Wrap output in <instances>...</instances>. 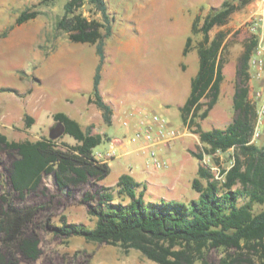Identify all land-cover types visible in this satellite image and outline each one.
<instances>
[{
	"label": "trees",
	"instance_id": "16d2710c",
	"mask_svg": "<svg viewBox=\"0 0 264 264\" xmlns=\"http://www.w3.org/2000/svg\"><path fill=\"white\" fill-rule=\"evenodd\" d=\"M244 2L225 0L193 22L192 34H202L197 44L199 70L192 79L185 104L180 107L183 124L199 136L202 144V152L191 154L201 162L204 155L234 149L231 166L220 169L217 175L200 163L192 181L199 197L188 204L176 200L146 201V187L138 191L140 183L124 173L115 187L98 185L95 191L82 192L81 200L87 204L88 214L96 219L93 227L68 222L61 216L58 224L48 221L45 228L64 238L78 236L87 242L119 246L124 253L137 250L157 264H196L199 260L202 264H264V145L249 143L258 113L249 99L248 66L257 41L248 44L240 57L233 120L223 129L203 130L200 124L219 101L225 78L226 33L219 31L211 38L210 32L224 26ZM90 3L101 13L102 20L88 19L77 12L83 0H66L56 30L66 32L72 42L96 46L100 62L89 102L102 111L103 121L110 125L113 111L101 96L99 85L105 42L112 35L113 26L105 0ZM38 15L39 11L31 8L21 11L15 24L0 33V39L15 25ZM192 41L190 36L184 54L191 49ZM53 119L63 124L64 134L76 140L74 145H59L48 137L15 141L0 133V152L13 156L6 178L8 190L0 196V264L33 262L40 257L38 217L43 208L23 201L27 193L40 190L45 175H52L58 188L72 196L86 184L104 180L111 172L110 165L94 155V148L104 137L95 134L92 125L83 129L62 112L55 113ZM30 120L27 115L28 126ZM255 206L263 208L256 210ZM211 249L223 251L216 263H209L205 256Z\"/></svg>",
	"mask_w": 264,
	"mask_h": 264
},
{
	"label": "rangeland",
	"instance_id": "374dc122",
	"mask_svg": "<svg viewBox=\"0 0 264 264\" xmlns=\"http://www.w3.org/2000/svg\"><path fill=\"white\" fill-rule=\"evenodd\" d=\"M147 1L105 0L113 29L125 31L123 39L125 37L129 39L130 34H132L129 17L133 12V7ZM242 1L244 0H235L237 4ZM65 2L66 0H20L11 9L6 8L4 11L3 7H0L2 12L0 33L11 26L10 21L14 22L16 15L21 10L35 9L39 11L40 15L38 19L34 20L35 22H31L34 24L28 25L22 32L18 33L29 35L30 39L16 44L14 48L0 55V133L7 135L10 140L28 139L36 141L43 137L50 138L51 129L57 125L51 115L55 112L65 113L72 119L81 122L77 113L78 111L85 112L87 100L93 95L94 76L100 59L94 44L72 42L66 32L56 30L57 21L64 13ZM263 9L264 0H245L244 5L230 16L224 26L214 27L210 32L211 38L219 31L226 33V45L223 51L226 82L219 101L209 116L200 122L203 130L223 129L236 114L233 107V96L238 83L237 68L247 45L252 41H258L257 37L259 36L251 29V25L262 17ZM77 12L82 13L88 19L102 20L101 13L90 3V0H83V5ZM164 30H159L161 35L156 41L149 37V31L139 34L146 38L145 43L140 46L141 54L142 49H146V52L154 55L157 66H162L167 70V74L172 75L173 72L179 71L180 57L174 54L177 48L175 37L171 36V44L163 42L165 39V35H162ZM36 34L38 38L44 35L47 41L44 43L36 41L34 38ZM192 37V47H197L198 42L202 39V34L197 33ZM116 45L118 46V44ZM169 48L172 51L171 55L168 54ZM114 51L111 47L106 50L107 60L105 63L103 62L101 76L106 72L111 75L110 72H113L114 66L118 64L116 73L121 80V89H131L133 87V73L142 69L141 56L137 55V51L131 54L123 51L117 56ZM55 52L57 54L53 59L51 54ZM114 56L116 57L115 63L111 59ZM248 72L250 75L248 81L249 99L258 108L261 104L262 81L256 77L251 62L248 66ZM40 77L42 82L37 79ZM105 81L108 83L106 76ZM106 87L107 85L103 87L104 97L110 98L112 95L106 93ZM120 92L125 94V91ZM113 96L116 102L121 99L120 93ZM27 115L31 116L32 119L29 121L31 122L30 126L26 122ZM164 116L168 119V124L179 132V136L174 141L168 145H162L164 151L168 152L166 159L170 163L172 161L171 168L166 170L168 172L157 171L151 166H146L145 154L142 152L126 155L121 149H117L115 157L111 159L110 174L98 183L86 184L82 191L69 196L66 190L58 188L52 175H45L40 190L25 195L24 204L43 208L38 217V224L41 227V255L36 261L21 260L20 264H157L137 250L124 253L119 246L87 242L78 236L64 238L54 235L49 228H45V223L49 221L52 224H58L60 217L65 216L68 222H81L93 227L96 219L88 214L87 204L81 200L82 192L84 190L95 191L98 185L115 187L118 178L125 172L126 168H129L130 163L133 164L136 180H148L152 183L149 185L150 190L145 192L146 201L176 200L188 204L192 200L198 199L199 194L192 187V181L197 177L200 163L218 174L220 169L231 166L235 150L229 149L217 151L214 155H204L200 162L191 154V151L202 152L199 136L183 124L178 110L172 109L170 113ZM102 127L109 136L117 138L119 142L124 141L122 123L103 124ZM106 138L104 136L102 143L96 147V153L106 152L110 148V142ZM55 140L59 145H74L76 143L71 135L64 133ZM254 144L264 145V138L259 139ZM128 148L129 150L132 149L131 147ZM0 157L2 159L0 163L1 196L5 195L8 190L6 178L13 156L6 152H0ZM133 157L135 160L137 159V162L132 161ZM171 169L173 170L171 171ZM169 172H171L168 175L171 180L164 176ZM173 179H176L175 187H172L173 184H171ZM140 190H142L141 184L138 188V191ZM114 194L117 196L116 191ZM261 208L263 207L255 206L256 210ZM1 245L2 234L0 233V248ZM222 255V249H211L206 252L205 256L209 263H216ZM196 264H202V262L199 260Z\"/></svg>",
	"mask_w": 264,
	"mask_h": 264
},
{
	"label": "crops",
	"instance_id": "0c3cea01",
	"mask_svg": "<svg viewBox=\"0 0 264 264\" xmlns=\"http://www.w3.org/2000/svg\"><path fill=\"white\" fill-rule=\"evenodd\" d=\"M224 1L225 0H148L144 4H136L133 7L131 16L129 17L131 20L130 31H132L130 38H122L125 36L124 30L115 31L113 29L112 35L107 38L105 42L104 63L107 60L106 50L109 47L115 50L114 54L117 56L123 51L130 54L137 51V55L139 57L141 56L142 69L133 73V87L131 89H121V80L119 75L116 73V68L119 66L118 64L114 66V71L110 72L111 75L107 72L106 74L104 73V75L108 78V83H106L105 76L103 75L101 76L99 85L101 96L104 101L111 106L113 111L112 123L110 125L122 123L124 127V133L122 134L124 141L119 142L117 141V138L109 136L107 131L102 127L103 124H106L103 121L102 111L94 103L89 102V98L93 97V95H91L87 100V104L84 109L85 112L78 111L77 113L81 122L79 120L76 121L79 122L81 127L85 129L87 126L93 125V132L95 134H101L103 137L106 136V139H108L111 145L107 151L112 150L116 152L117 149H121L126 155L138 154L139 152H142L145 154L146 166H151L144 150V142L132 141L131 137L133 136L137 125L141 122L149 120L153 114H157L163 119L168 120L164 115L170 113L172 109H176L180 112V107L185 104L190 94L192 79L196 76L199 70V55L197 47H191L188 53L184 54L187 39L190 36H193V22L197 17H205L213 7H220ZM18 2H20V0H0V7H3L5 11L6 8L11 9L12 6ZM1 13L0 9V16ZM19 14L20 13L16 15L14 22ZM39 16L40 15L21 25H16L7 36L0 39V55L11 48H14L16 44H20L23 41L30 39L29 35H20L18 33L22 32V30H24L28 25L34 24L31 22H35L34 20L38 19ZM14 22L10 21V23H12L11 25H13ZM160 29H165L162 33V35H165V39L163 40L164 43L171 44V36L175 37V41L177 43V48L175 49L174 54L179 55L180 57L178 62L179 71L173 72L172 75L169 73L167 74V70H165L162 66H157L154 55H150V52H146V49H142L141 54L140 46L145 43L146 38L139 34L149 31V37L153 41H156L161 35L159 33ZM34 38L36 41L41 43L47 41V38L44 35H41V37L38 38V35L36 34L34 35ZM116 44H118V46ZM57 52L51 54L53 59ZM171 52L172 51L169 48L168 54L171 55ZM98 58L100 59L99 55ZM111 59H113L114 62L116 57L114 56V58ZM37 79L39 82H42L41 77ZM225 82L226 77L221 84L220 96L224 91ZM106 85V93L110 96L120 93L121 99L118 102H116L113 98L114 96H111L110 98L104 97L105 92L103 87ZM120 91H125V94H122ZM55 113H52L51 115L53 116ZM125 120L129 121L127 125L124 124ZM74 141L76 142L75 139ZM162 145V143H157L155 148L157 149L161 159L169 164L166 169L162 170L165 172L171 168L170 166L172 161L170 160V163L169 160L166 159L168 152L164 151ZM128 147H131L132 149L129 150ZM94 154L97 156L96 148H94ZM100 159L103 162H107L110 167L112 166L111 160L104 158ZM136 160L135 157H133L132 161L134 162ZM172 170L173 169H171V171ZM124 173L129 174L134 178L135 172L133 164L130 163L129 168H126ZM170 173L171 172L164 175L168 178V180H171V177L168 176ZM175 180L171 181V184H173L172 187H175ZM135 181L141 184L142 189L144 186L146 187L144 195L146 191L150 190L149 185H152V183L148 182V180L135 179Z\"/></svg>",
	"mask_w": 264,
	"mask_h": 264
},
{
	"label": "built area",
	"instance_id": "2783aa9c",
	"mask_svg": "<svg viewBox=\"0 0 264 264\" xmlns=\"http://www.w3.org/2000/svg\"><path fill=\"white\" fill-rule=\"evenodd\" d=\"M264 11V9H263ZM251 29L258 34L257 46L253 51L250 62L255 70V75L262 81L260 91V107L257 108L258 117L254 125L252 136L249 143H255L259 139L264 138V16L260 17L257 21L252 23ZM249 62V63H250ZM128 120L124 121L127 125ZM179 136L177 129L171 127L168 121L163 119L157 114H153L149 120L141 122L131 137L132 141H143L144 150L148 157L149 164L156 170L166 169L169 164L161 159L155 145L162 143L168 145ZM95 157L102 161L100 158L111 160L115 157L114 151L98 152ZM218 175V174H217Z\"/></svg>",
	"mask_w": 264,
	"mask_h": 264
},
{
	"label": "water",
	"instance_id": "95a60500",
	"mask_svg": "<svg viewBox=\"0 0 264 264\" xmlns=\"http://www.w3.org/2000/svg\"><path fill=\"white\" fill-rule=\"evenodd\" d=\"M64 131H65V128L63 124L57 123V125L53 127L50 131V138L55 139L59 137L60 135H62Z\"/></svg>",
	"mask_w": 264,
	"mask_h": 264
}]
</instances>
